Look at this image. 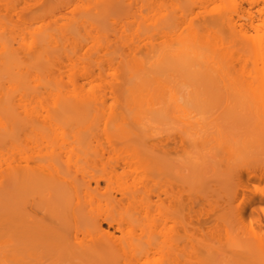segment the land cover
<instances>
[{
  "label": "bare ground",
  "instance_id": "obj_1",
  "mask_svg": "<svg viewBox=\"0 0 264 264\" xmlns=\"http://www.w3.org/2000/svg\"><path fill=\"white\" fill-rule=\"evenodd\" d=\"M16 1L0 0V264H25L28 246L31 254L38 251L46 257L40 264H102L99 256L107 248L121 251V256L131 252L129 264H146L134 256L138 243L125 237L128 221L106 210L87 215L80 198L92 189L91 181L94 187L100 180L109 181L117 166L123 173L139 172L144 185L154 172L167 177L172 167L168 144L149 143L115 161L111 171L88 174L81 183L77 174L96 163L88 155L92 140L134 137L145 143L155 131L167 132L168 123L178 125L189 147L172 162L187 191L185 208L193 202L190 194L210 195L196 187L198 182L204 186L200 177L207 179L202 177L206 171L217 176L214 182H221L222 199L230 206L205 218V225L214 229L213 244L208 242L211 234L206 240L199 237L203 252L188 245L182 251L183 264H264V151L237 144L228 124L195 119L217 104L225 111L235 101L263 111L264 93L259 90L264 76L256 92V85H245L252 91L243 86L245 93L241 85L233 87L226 43L244 25L256 31L264 23V0H182V21L169 18L168 0H35L42 7L31 14L18 12L28 25L15 31L10 10ZM22 1L21 8L28 10L30 0ZM107 75V85H100ZM128 120L142 125L144 136L128 127ZM256 120L250 129L264 137V121ZM44 139L69 142L70 154H33L31 144ZM117 190L120 196L112 195V200L138 201L142 219L154 227L164 225L168 211L161 212L159 205L168 198L167 184L146 187L140 196L126 187ZM58 209L71 218L67 227L56 224L54 217L40 222ZM181 216L173 221L187 234ZM150 245L145 257L154 248L157 264H176L167 240Z\"/></svg>",
  "mask_w": 264,
  "mask_h": 264
},
{
  "label": "rangeland",
  "instance_id": "obj_2",
  "mask_svg": "<svg viewBox=\"0 0 264 264\" xmlns=\"http://www.w3.org/2000/svg\"><path fill=\"white\" fill-rule=\"evenodd\" d=\"M18 2L17 1L14 2L15 9L12 8L13 11L10 10V17H11L10 25L14 28L15 31L21 30L22 28H24V26L28 25L26 22L27 20L24 21L25 19L23 18L21 19L17 17L18 12L22 10L27 14L28 13L31 14L32 12L39 9L43 5L42 2L40 3V2H36L35 0L33 1L30 0L29 2L30 4L27 2L28 10L27 9L25 10L21 8L23 7L22 5L24 2L22 0H18ZM181 2L182 0H168V14L170 19L175 18L178 21H182L183 19H186L185 17H183V15H181V11H180ZM243 5L246 8H248V4L246 2H243ZM2 7H3L2 3H0V9H2ZM254 9L255 8H252L251 10L254 11ZM242 34L245 35L246 37L245 40L243 39ZM111 38H113V35H111ZM226 45H227L226 51L228 54L227 56L228 73L230 80L233 84V87L238 88L241 85L240 87L243 90L242 92L245 93L244 88H242L243 86L245 87L246 84H250L249 86L251 87L256 85L254 89H252L251 87L249 89V86L248 88L245 87L246 89L249 90L252 89L253 92H256L259 88V85L261 84L259 82L262 81L261 78L262 76H264V23L260 24L256 31H254L247 25H244L241 33L238 32L233 33L231 35V42L226 43ZM81 50L80 51L83 52V49ZM21 54L22 53H20L19 55ZM139 54L141 56L144 54L145 56H147L146 52L144 51L140 52ZM139 54L137 55L138 57H140ZM126 58L129 59L130 56L128 55ZM143 59L147 60L149 58L147 57ZM107 74H109V70H107ZM107 76L108 77L106 78L104 77L103 80L100 79L98 83L102 86L107 85L108 80L106 79L109 78V75ZM64 80H66V78ZM86 88H88V86H86ZM249 90H246V93ZM259 91H263L264 93V84L261 86V89ZM254 107L253 106L244 107L241 106L237 101H235L228 107L227 110L222 111L223 110L222 106L220 104H217L215 108L214 107L212 108L213 110L211 109L212 112L210 111V113L207 112L203 114H196L195 119L196 118L201 119L202 117H204L206 118V121H209L214 118L220 126L228 124L230 125L233 131V136L234 139L237 141V144H241V143L249 144L250 146H252L254 150L264 151V137L257 134L255 135L253 131L250 129V125H252L254 120L257 119L256 121H260V119H263L264 121V112H263L264 109L262 111L261 107L260 109ZM128 122H129L128 127L132 129H136V131L139 132L140 135L144 136L145 130L142 128V125L135 124L130 120H128ZM146 127H148V125H146ZM160 130L155 131L154 134L150 135L149 137H146L145 143L144 141L142 142L138 141L134 137L110 138L109 141L102 139L98 143L92 140V142L89 144L90 149L88 155L91 158H95L96 163L95 165H85V167L82 169V172L81 173L79 172L77 174L78 183H81L82 181L81 179L83 180L87 179L88 174H99L102 172L111 171L113 169V165L115 161L120 160L121 158L126 156H132L134 153L139 152L141 147H144L149 143L158 144L160 142H166L168 144V154H167L168 164H171L172 167L168 169L167 177H164L162 174H158L157 172H154L152 178L148 181V183L144 185V182L141 181L139 172L123 173L122 168L117 166L115 173L113 172L112 177L110 178L109 181L100 180L98 187H94L93 181L90 182L92 189L89 190L87 195L80 198V207L84 209L87 215L90 214L96 216V214L106 210L123 216L125 220H127L129 223L126 224V231L127 230L129 231L128 233L125 232L126 239H129L133 244L138 243L139 248L135 252L134 256L135 257L141 256L142 259H146L148 261L146 262V264H157V258H158V253L156 252L157 250H155L154 248H151V250L148 253V257H145L143 255L144 249H146L148 243L151 244L150 245L151 247H153L154 243H160L163 240H167L168 245L172 246L175 253L173 254V256L176 255L174 256V260H176L175 263L183 264L182 262L184 261L182 257L183 248L191 244L190 247L193 246L194 248H196V250H198L201 246L199 242L200 240L198 238L200 237V239L203 240L204 238L206 240L208 239V237H206L208 233L209 235L211 234L212 239H209L211 241L208 240L207 241L211 243L212 241H214L213 237L215 238V235L214 233H212L214 229H212L213 227L211 225L208 224L205 225L204 223L206 222L205 220L206 219L209 220L210 215L212 218L216 214L221 213V211L222 212L228 211L230 206L227 203H224L226 202L224 201L225 199L224 200L222 199V195H223L222 189L219 190V188H221L220 186L221 182L219 181L218 183H216L219 180L217 176L215 175L216 177H214V175L213 176L211 175L212 172L210 173V171H206L204 173L205 176L202 175V177H207V179L200 177V179H205L206 185L204 184L203 186L202 184H200L201 182H198V184H196V187H199L198 191L205 190L204 195L206 194L207 195L210 194V195L202 196L203 195L202 193L204 191L203 192L200 191L199 193H197L198 191L197 192L195 191L198 194L196 195V197L198 198H196L194 197L195 195H193V193L191 192L192 194L190 195L193 196V198H191L193 199V202H190V206H188L189 209L185 208L183 202H187L186 200L187 191L184 190L185 186L182 184L181 180H179L177 176L179 173V172L176 173V171H178L177 170L178 168L177 169L174 168L173 166L175 165L173 164L177 162L176 160H179L180 153L183 154L185 150L184 146H186L187 149L189 147L188 145H186V141L181 140V136H180L181 133L180 130L178 129V125L172 126L168 123V131L166 130L167 132L161 130L162 133H160L159 132ZM40 142L38 144H33V145L31 144V146L33 147V154H36L38 151H40V153L46 151H54L60 153L61 156H66L70 154L69 151L72 148L71 144L67 141H65L64 143H59V142L50 143L49 141H46L44 139ZM232 175L234 176V174ZM232 175H229L228 180L231 181L232 177L230 176ZM153 184H156V186H163V184L168 185V198L165 199L161 205H159V207L161 208L160 209L161 212H164L165 210L168 211V217L166 218L165 223L162 227L151 226L152 222L150 220L142 219L143 210L138 205V201L137 202L135 201L134 203L131 204L128 199H122L120 201H115L111 199L112 195L116 196V198L120 196L117 190L120 187H126L130 191L137 190L140 196L141 194H143L144 188L146 187L149 188ZM205 186L207 187V189L205 188ZM212 188L216 189L218 192L216 190H212ZM196 189L193 188V190ZM210 191L211 193L214 192V194L216 193L220 194L221 197L217 196V194L215 196L214 194L211 195ZM155 198L156 197L154 195L151 196V199L154 200ZM220 198L223 200V202ZM218 200H220L222 203ZM212 201L215 202L217 208L213 206L214 202ZM180 204L182 205L183 210L180 207ZM185 211L187 212L184 213ZM57 212L58 213H55L52 216L48 214L47 216L48 219L40 220V222L42 223L47 222L49 221V219L54 217L53 221L56 224L67 227L66 225L70 224L69 222L71 218L69 216L68 218L66 214L61 212L59 209ZM182 214L184 215L185 220L187 221V225H186L187 229L185 230H188L187 234H189L190 237H185V235L187 234H185L182 225L173 221L175 216L178 217L181 216ZM87 215H84V220L82 221L83 224L87 222L88 219ZM199 221L201 222L202 226L199 223ZM101 226L102 228L107 227L106 223L104 222H102ZM109 229L113 230V226L110 227ZM115 233L118 236L121 235V233L118 230H116ZM87 238L88 239L91 238L93 241H96L98 239L97 236H93V237L88 236ZM26 241L27 244L29 245L31 241L30 235L26 236ZM122 244H124L123 241ZM195 246H197L198 249ZM190 247L188 246V248ZM200 250L202 251L203 249H199L198 251ZM27 251L28 252H26V256H25V264H40L41 261H43L46 258V257H42V254L39 253L38 251L33 253L34 255L36 254L35 257L33 254H31L33 250L29 246ZM120 252L107 248L101 253L98 261L102 264H129L126 261L129 258V254L131 252L130 253L126 252V255L124 256L119 255ZM37 259L40 262H38ZM171 264H174V261Z\"/></svg>",
  "mask_w": 264,
  "mask_h": 264
}]
</instances>
